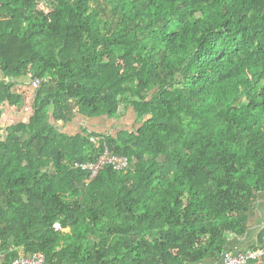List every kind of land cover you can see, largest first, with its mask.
I'll use <instances>...</instances> for the list:
<instances>
[{"label": "trees", "instance_id": "trees-1", "mask_svg": "<svg viewBox=\"0 0 264 264\" xmlns=\"http://www.w3.org/2000/svg\"><path fill=\"white\" fill-rule=\"evenodd\" d=\"M263 195L264 0H0L5 263L220 264Z\"/></svg>", "mask_w": 264, "mask_h": 264}, {"label": "built area", "instance_id": "built-area-1", "mask_svg": "<svg viewBox=\"0 0 264 264\" xmlns=\"http://www.w3.org/2000/svg\"><path fill=\"white\" fill-rule=\"evenodd\" d=\"M36 86L39 85V81L34 82ZM112 164L117 169H123L128 164V158L126 156L118 155L112 152L110 149L106 148L103 154L95 162H88L82 164L83 168L89 169L91 176L95 177L100 169L105 165ZM263 250H251L247 249L238 253H228L224 256L220 264H247L250 259L256 258L261 255ZM0 264H53L49 262L42 252H37L34 254H21L15 257L11 262H4V255L0 253Z\"/></svg>", "mask_w": 264, "mask_h": 264}, {"label": "rangeland", "instance_id": "rangeland-1", "mask_svg": "<svg viewBox=\"0 0 264 264\" xmlns=\"http://www.w3.org/2000/svg\"><path fill=\"white\" fill-rule=\"evenodd\" d=\"M26 113H27L26 107L23 108L22 106H20L18 111L13 110V112L9 114L8 119L9 121H12V122H18L19 120L25 117ZM136 122H137V114L134 109L130 108L127 115L120 119L110 118L105 115L100 116V117H91L89 120L86 121V123H84V125H86L87 128H89V131H106L109 129L115 131L118 129L117 127L118 125L125 126V127H132V125L137 124ZM82 126H83V123L72 121L71 123L67 124L64 130L67 132H72V133L76 131L75 133H77V132L82 131ZM260 213L261 212H256V211L250 212L249 223L252 225L253 231L256 230V228L263 221L264 217H262ZM262 213H264V208L262 210Z\"/></svg>", "mask_w": 264, "mask_h": 264}, {"label": "crops", "instance_id": "crops-1", "mask_svg": "<svg viewBox=\"0 0 264 264\" xmlns=\"http://www.w3.org/2000/svg\"><path fill=\"white\" fill-rule=\"evenodd\" d=\"M83 120H82V119ZM90 118L89 117H86V116H82V115H79V117H77L76 118V120H74V121H76V122H81V123H83V126H86V125H84V123H86V121L87 120H89ZM69 123H71V122H69ZM67 125H65L64 126V128L66 127ZM83 126H82V128H83ZM87 127V126H86ZM65 131V130H64ZM67 132V131H66ZM76 132V131H75ZM75 132L74 133H72V132H68V133H70V134H75ZM263 201L262 202H260V207H259V209H257V210H253L254 212L256 211V212H261L260 213V215L262 216V217H264V213H262V210H263V208H264V198L262 199ZM263 220H264V218H263ZM263 222V221H262ZM261 222V223H262ZM261 223H260V225L256 228V230H254L253 231V229H252V225H251V229H250V231H249V233L244 237V238H241V239H239V238H237V239H235L232 243H231V246H230V250H233V251H241V250H246V249H249V248H251L252 246H254V245H256L257 244V241H258V234H259V232H260V230H261ZM204 264H219V261H216V260H214V259H207V260H205L204 261Z\"/></svg>", "mask_w": 264, "mask_h": 264}]
</instances>
